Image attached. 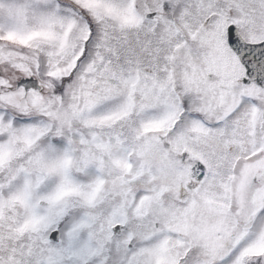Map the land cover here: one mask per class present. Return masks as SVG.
<instances>
[{"label":"snow or ice","instance_id":"snow-or-ice-1","mask_svg":"<svg viewBox=\"0 0 264 264\" xmlns=\"http://www.w3.org/2000/svg\"><path fill=\"white\" fill-rule=\"evenodd\" d=\"M0 264H264V0H0Z\"/></svg>","mask_w":264,"mask_h":264},{"label":"rangeland","instance_id":"rangeland-1","mask_svg":"<svg viewBox=\"0 0 264 264\" xmlns=\"http://www.w3.org/2000/svg\"><path fill=\"white\" fill-rule=\"evenodd\" d=\"M176 150H179V149H176ZM149 158L151 159H154V160H158L159 159V153L156 152V153H149ZM115 167L116 168H120L122 167L121 163L120 162H115ZM125 170H127V168L125 167ZM137 177L134 176L133 179H136ZM144 181H147V180H153L155 183H167L169 182L171 179H172V173H171V170H168L167 173L165 172H159L156 174L155 177H143L142 178Z\"/></svg>","mask_w":264,"mask_h":264}]
</instances>
